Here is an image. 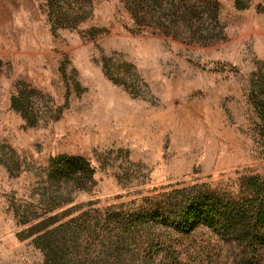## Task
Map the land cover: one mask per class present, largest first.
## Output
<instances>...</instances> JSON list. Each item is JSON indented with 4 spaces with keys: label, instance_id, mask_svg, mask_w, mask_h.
<instances>
[{
    "label": "rangeland",
    "instance_id": "obj_1",
    "mask_svg": "<svg viewBox=\"0 0 264 264\" xmlns=\"http://www.w3.org/2000/svg\"><path fill=\"white\" fill-rule=\"evenodd\" d=\"M262 117L264 0H0V264L264 263L132 220L245 199Z\"/></svg>",
    "mask_w": 264,
    "mask_h": 264
},
{
    "label": "trees",
    "instance_id": "obj_2",
    "mask_svg": "<svg viewBox=\"0 0 264 264\" xmlns=\"http://www.w3.org/2000/svg\"><path fill=\"white\" fill-rule=\"evenodd\" d=\"M262 121L264 144V117ZM81 170L80 160L64 159L52 176L55 178L62 172L76 175ZM246 190L248 196L240 201H223L212 194H196L173 215L149 213L132 216V220L158 221L181 234H188L199 226L206 227L223 241L239 243L257 262L264 249V179L250 181ZM261 264L264 263L261 261Z\"/></svg>",
    "mask_w": 264,
    "mask_h": 264
}]
</instances>
